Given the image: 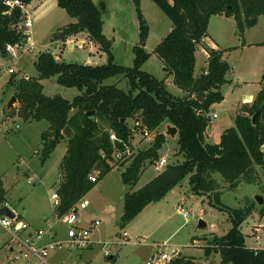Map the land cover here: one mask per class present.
<instances>
[{
	"label": "trees",
	"instance_id": "16d2710c",
	"mask_svg": "<svg viewBox=\"0 0 264 264\" xmlns=\"http://www.w3.org/2000/svg\"><path fill=\"white\" fill-rule=\"evenodd\" d=\"M29 3L32 0H20ZM171 19L172 26L156 45L154 53L172 75L173 82L183 95H174L164 79H158L141 69L150 53L144 49L147 27L140 19L139 43L133 47L131 66L116 64L112 60L111 41L102 32L101 5L92 0H56L59 7L75 19L58 29L52 40L64 41L68 36L83 34L95 42L108 55L106 63L91 65L59 61L50 51L40 52L33 65L36 77L10 75L6 87L12 88L16 103L9 109L28 120H46L48 127L41 133L40 157L43 162L53 151L60 138H65L66 150L61 160L62 173L58 181L61 197L59 213L68 210L80 200L95 183L88 179L99 171V179L117 165L112 162L113 146L109 132L131 143L129 125L139 122L140 129L154 134L145 149L138 150L121 173L125 185L134 186L145 164L152 165L159 158V150L166 134L158 131L162 124L177 129L179 162H168L153 178L139 189L123 196L119 224L124 226L150 202L163 198L173 187L187 177L194 193L211 194L213 201L227 211L231 227L221 237H214L219 264H264V248H250L244 244L239 227L253 212L251 201L242 207H227L220 201L218 174L236 188L244 179L255 182L256 166L264 170V72L260 89L250 104L243 106L226 127L217 143L205 140L204 133L210 125V106L223 100L222 86L231 81L230 66L223 57L224 49L206 47V68L195 75V51L203 47L209 19L213 15L232 17L238 33L256 24L264 15V0H152ZM138 0H136V3ZM22 12L19 6H9L0 0V58L9 59L7 43L26 41L20 27ZM206 71V72H204ZM124 76L129 84L127 91L115 85H106L105 79ZM55 77L57 83L78 90L71 100L43 92L40 79ZM199 93H202L199 99ZM92 112V114H90ZM258 113L255 124L252 117ZM55 129L59 130L54 137ZM166 129V128H165ZM118 145V143H116ZM5 190L0 181V205L5 203ZM264 215V204L259 209ZM120 235V233H119ZM168 264H196L178 252Z\"/></svg>",
	"mask_w": 264,
	"mask_h": 264
},
{
	"label": "rangeland",
	"instance_id": "374dc122",
	"mask_svg": "<svg viewBox=\"0 0 264 264\" xmlns=\"http://www.w3.org/2000/svg\"><path fill=\"white\" fill-rule=\"evenodd\" d=\"M92 1L103 8L102 32L111 41L112 60L123 66L133 64V47L140 39L138 11L141 12L147 27L144 49L150 53L141 69L158 79H164L166 88L171 93L182 96V90L175 85L172 75L166 73L163 62L154 53L156 45L171 29L169 16L152 0H138L137 3L136 0ZM30 17V37L35 43L34 47L19 51L10 59L0 58V181L5 189L6 207L14 209L21 221L31 226H43L45 219L52 220L49 198L58 187L66 141L65 138H60L53 151L42 162L41 133L47 129L48 122L26 120L7 109L12 88L6 87L5 81L12 74L17 78L36 77L33 61L42 51H50L59 61L91 65L106 63L108 55L81 33L68 36L64 41L52 40L59 28L75 21L57 5L56 0H33ZM233 21L228 16L213 15L206 30L224 48L223 57L230 66L228 75L231 79L222 86L221 103L210 109L215 112L216 117L211 118L205 131L207 134L204 133L205 140L209 143L219 141L221 126L233 125L231 118L239 105L238 109H241L251 103L247 97L243 99V95L257 93L264 72V15H260L257 24L245 28L242 33H238ZM80 40L82 44L79 45ZM255 40L263 43L250 44ZM195 56L196 73L205 65L206 56L198 48ZM8 66L14 69L13 73L5 72ZM39 81L43 85V92L48 96L59 94L71 100L79 93L74 87L60 85L55 77ZM103 83L115 85L124 91L129 89L128 81L122 75L108 77ZM15 103L16 101L12 106ZM166 126L162 124L158 131L165 134ZM153 136V133L143 138L137 135L134 139L135 154L138 150L145 149ZM177 151V135H166L159 157L170 154L169 162H179L182 154ZM130 162L131 158L111 169L77 204L80 225L88 226L90 221H99L92 229V246L80 251H57L51 256L67 260L69 264H146L151 254L159 249L167 254L178 249L181 256L196 264H219L221 256L215 251L217 243L212 239L221 237L228 231L231 227L230 217L227 211L214 203L213 195L194 193L187 177L163 198L147 204L124 226L119 224L124 194L139 189L159 172L156 163L145 164L137 182L130 187L121 180V173ZM252 174L255 182H245L243 179L232 190L228 189V184L220 175L214 176L219 181L220 201L225 206L242 207L251 201L255 203V209L239 229L247 247L264 248V215L261 216L258 211L264 204V170L256 166ZM256 195L262 196V204L256 202ZM199 220L205 223L204 227H198ZM122 231L127 232V238L119 235ZM9 242L10 233L0 225V258L6 255ZM162 242H166V245H159ZM102 244L107 246L108 256L104 255Z\"/></svg>",
	"mask_w": 264,
	"mask_h": 264
},
{
	"label": "built area",
	"instance_id": "2783aa9c",
	"mask_svg": "<svg viewBox=\"0 0 264 264\" xmlns=\"http://www.w3.org/2000/svg\"><path fill=\"white\" fill-rule=\"evenodd\" d=\"M5 3L11 7L14 5L20 7L22 12L20 27L23 29V34L26 38L23 44H6L5 50L10 59L12 56H16L19 51L31 50L35 45L30 37V27L32 26L30 11L32 2L24 3L20 0H5ZM203 41L204 38L202 39ZM199 47L202 48V46ZM5 72L11 74L14 72V69L8 66ZM209 116L210 118H214L216 114L209 113ZM16 126L18 127V125ZM129 126L132 137L130 144L119 138L113 131L109 132V139L113 146L111 154L112 162L116 165L127 159H132L135 155L136 146L134 139L137 135H140L141 138L150 135L140 129L138 121L133 122ZM169 158L170 154L159 157L155 161V165L158 169H162L169 162ZM88 179L96 183L99 179V171L91 173ZM49 201L52 206V220L45 219V224L40 227H33L29 223L21 221L19 215L13 209H11L13 217L0 214V225L11 235V242L8 244L7 253L3 258H0V264H69L67 260L56 258L55 256L52 257L51 255L57 251H80L92 246V229L99 221H90L88 226L79 224L77 204L80 200L74 203L68 210L59 213L58 208L61 206V197L56 188L52 191ZM6 205L5 202L3 206ZM3 206L0 205V209ZM120 236L127 238V232L122 231ZM256 238L258 237L256 236ZM159 245H166V242H162ZM102 249L104 255L108 256L109 251L105 244H102ZM175 254H167L159 249L150 256L146 264H168Z\"/></svg>",
	"mask_w": 264,
	"mask_h": 264
},
{
	"label": "crops",
	"instance_id": "0c3cea01",
	"mask_svg": "<svg viewBox=\"0 0 264 264\" xmlns=\"http://www.w3.org/2000/svg\"><path fill=\"white\" fill-rule=\"evenodd\" d=\"M33 1V0H32ZM31 1V2H32ZM220 16H223V15H220ZM259 18V17H258ZM231 20L233 21L234 19L231 17ZM234 22V21H233ZM257 22H258V20H257ZM257 24V23H256ZM87 39V38H86ZM68 40V39H67ZM88 40V39H87ZM88 41H90V40H88ZM219 40L218 39H216V38H213L209 33H207V36L204 38V41H203V47L202 48H200V47H198V49H200V51L206 56V63H205V65L204 66H202L201 67V69L200 70H198V72H196L195 73V75H198L199 73H201L205 68H206V66H207V58H208V53H207V51H206V47H209V48H214V49H222L221 48V46L219 45V42H218ZM90 42H92V41H90ZM67 43H69V42H67ZM93 43V42H92ZM258 43H263V42H258V40H255L254 42H250V44H258ZM78 44L80 45V44H82V41L80 40L79 42H78ZM69 47H71V44L69 45ZM224 49V48H223ZM195 58H196V56H195ZM164 69V68H163ZM256 95V94H255ZM255 95H250V94H244L243 95V99L244 98H248V101L249 102H251L252 100H253V98H254V96ZM219 103H221V102H219ZM219 103H214V104H212L211 106H210V109L215 105V104H219ZM241 105H239L238 107H240ZM238 107H237V109H236V112L234 113V115H233V117L231 118V120H232V122H233V118H234V116H235V114L237 113V111H239V109H238ZM211 113H215L214 111H210V114ZM210 120H211V118H210ZM211 122V121H210ZM229 126H231V124H229V125H223V126H221V130L223 131L226 127H229ZM205 134H207V132H205ZM174 137V136H173ZM161 169H158V171H160ZM98 182V181H97ZM5 190V189H4ZM14 210V209H13ZM31 225V224H30ZM34 224H32V226H33ZM33 227H40V226H37V225H34ZM179 252V250L178 249H174V251H173V253H178ZM180 253V252H179ZM181 254V253H180ZM80 255V254H79ZM152 255V254H151Z\"/></svg>",
	"mask_w": 264,
	"mask_h": 264
},
{
	"label": "water",
	"instance_id": "95a60500",
	"mask_svg": "<svg viewBox=\"0 0 264 264\" xmlns=\"http://www.w3.org/2000/svg\"><path fill=\"white\" fill-rule=\"evenodd\" d=\"M164 70L167 71V68L164 67ZM201 96H202V93H199V96H198L199 99L201 98ZM14 101H15V97L12 96L10 98V100L8 101V103H7V109H9L12 106V104H13ZM90 114H92V112H90ZM257 115H258V113H255L253 115V117H252V124H255L256 123ZM176 132H177V129L174 126H171V125H167L166 126V131H165V134L166 135H169V136L173 137L176 134ZM58 134H59V130L58 129H55L54 137L56 138L58 136ZM255 199H256V202L258 204H262L263 203V198H262L261 195H256L255 196ZM0 214L6 215L8 217H13L14 216L13 215V212L11 211V209H9L6 206L1 207ZM204 226H205V223L203 221L199 220L198 227H204Z\"/></svg>",
	"mask_w": 264,
	"mask_h": 264
}]
</instances>
